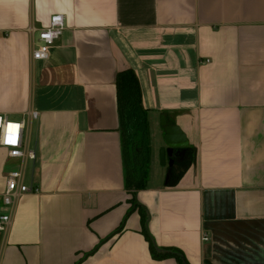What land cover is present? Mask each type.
Listing matches in <instances>:
<instances>
[{"label": "crops", "instance_id": "1", "mask_svg": "<svg viewBox=\"0 0 264 264\" xmlns=\"http://www.w3.org/2000/svg\"><path fill=\"white\" fill-rule=\"evenodd\" d=\"M53 14L62 33L33 59ZM128 68L150 146L136 199L156 244L188 264H264V0H0V114L24 121L35 153L21 163L0 145V193L15 169L37 188L11 208L0 264H176L151 257L137 211L110 236L130 208L115 90ZM162 114L195 148L172 186Z\"/></svg>", "mask_w": 264, "mask_h": 264}, {"label": "trees", "instance_id": "2", "mask_svg": "<svg viewBox=\"0 0 264 264\" xmlns=\"http://www.w3.org/2000/svg\"><path fill=\"white\" fill-rule=\"evenodd\" d=\"M115 90L124 167V184L130 192L131 198L129 200L130 208L110 236L119 234L123 230L129 214L137 211L141 222L140 233L148 244L151 257L155 260L174 258L176 264H188L180 249L159 247L156 244L148 228L149 213L136 199V192L146 185L150 146L147 111L141 105L140 86L135 73L131 69L128 68L116 73ZM168 122L173 123L172 121ZM172 160L173 165L168 168L165 182L167 186L176 184L185 168L195 161V148L188 144L186 147L174 149ZM93 251L88 252L84 257ZM80 261L75 264H79Z\"/></svg>", "mask_w": 264, "mask_h": 264}, {"label": "built area", "instance_id": "3", "mask_svg": "<svg viewBox=\"0 0 264 264\" xmlns=\"http://www.w3.org/2000/svg\"><path fill=\"white\" fill-rule=\"evenodd\" d=\"M64 27V20L61 14H53L47 27L36 32V45L32 52V58L36 60L46 59L50 48L60 37ZM24 121H14L0 114V145L8 150V156L20 160L21 163L33 161L35 153L32 150L25 151L22 141ZM29 192H37L34 185L25 183V174L22 169H15L8 172L6 185L0 193V233L5 232L10 223V211L22 195ZM203 241L208 240L204 235Z\"/></svg>", "mask_w": 264, "mask_h": 264}, {"label": "water", "instance_id": "4", "mask_svg": "<svg viewBox=\"0 0 264 264\" xmlns=\"http://www.w3.org/2000/svg\"><path fill=\"white\" fill-rule=\"evenodd\" d=\"M159 123L163 131V141L165 144L164 147L160 149V159L161 163L165 164V159L167 158L169 168L173 165L172 155L174 149L186 147L188 145V140L177 124L167 122L164 114L160 116Z\"/></svg>", "mask_w": 264, "mask_h": 264}, {"label": "rangeland", "instance_id": "5", "mask_svg": "<svg viewBox=\"0 0 264 264\" xmlns=\"http://www.w3.org/2000/svg\"><path fill=\"white\" fill-rule=\"evenodd\" d=\"M10 119V118H9ZM11 120V119H10ZM168 166V164L166 165V167ZM26 182H28V180L26 179Z\"/></svg>", "mask_w": 264, "mask_h": 264}]
</instances>
